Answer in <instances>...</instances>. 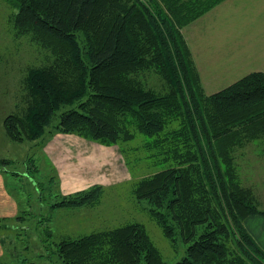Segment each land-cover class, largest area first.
<instances>
[{"label":"trees","instance_id":"1","mask_svg":"<svg viewBox=\"0 0 264 264\" xmlns=\"http://www.w3.org/2000/svg\"><path fill=\"white\" fill-rule=\"evenodd\" d=\"M221 1L9 0L17 34L48 53L27 70L26 106L5 117L8 136L71 133L118 145L129 170L126 143L140 139L133 147L146 153L151 173L136 180L134 195L174 246L189 243L169 263L145 225L129 221L61 239L60 264H264L245 225L264 210L241 183L237 160L239 149L264 138V71L208 94L182 32ZM104 191L96 184L55 204L94 205ZM22 212L0 217V230L21 235L12 222Z\"/></svg>","mask_w":264,"mask_h":264},{"label":"rangeland","instance_id":"2","mask_svg":"<svg viewBox=\"0 0 264 264\" xmlns=\"http://www.w3.org/2000/svg\"><path fill=\"white\" fill-rule=\"evenodd\" d=\"M12 11L9 0H0V170L8 176L7 183L21 204L23 215L26 213L21 222H12L24 227L21 235H10L13 243L11 248L15 253L18 250L20 263L60 264L56 245L61 239L76 238L129 221L145 225L167 262L180 260L186 254L189 243L177 239L174 246L152 217L149 203L146 200L138 201L134 195L136 180L151 173L143 168L147 162L143 160L146 153L133 147L139 144L140 139L126 143L131 170L120 147L113 145L124 159L130 180L109 187L103 186L105 191L94 205L59 207L55 204L60 200L59 177L44 154V145L57 134L77 136L82 144L93 145L91 149L97 150L103 144L71 133H56L52 137L47 134L36 140L23 141L8 136L5 117L9 114H22L26 106L24 78L27 70L45 63L48 53L31 41L28 35L17 34L10 22ZM237 155L241 183L251 189L259 208L264 210V138L248 143L239 149ZM251 228L257 234L260 233L258 226L253 224ZM47 253H52L53 258L46 257ZM6 263L10 264L9 261ZM12 264L17 262L13 261Z\"/></svg>","mask_w":264,"mask_h":264},{"label":"crops","instance_id":"3","mask_svg":"<svg viewBox=\"0 0 264 264\" xmlns=\"http://www.w3.org/2000/svg\"><path fill=\"white\" fill-rule=\"evenodd\" d=\"M182 32L208 94L252 71H264V0H223L185 25ZM58 135L44 145L43 151L59 177V195L96 184L109 187L130 180L115 146L102 145L96 150L91 149L93 145L82 144L77 136ZM7 180L8 176L0 170V217H15L21 204ZM253 224L260 233L251 228ZM245 225L264 249V214L249 216ZM10 242L6 230H0V262L18 264Z\"/></svg>","mask_w":264,"mask_h":264}]
</instances>
